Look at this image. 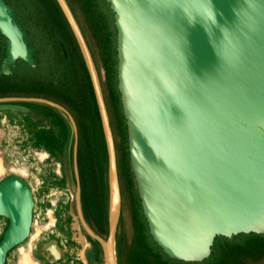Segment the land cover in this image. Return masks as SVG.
<instances>
[{"label": "water", "instance_id": "obj_1", "mask_svg": "<svg viewBox=\"0 0 264 264\" xmlns=\"http://www.w3.org/2000/svg\"><path fill=\"white\" fill-rule=\"evenodd\" d=\"M55 1L84 61L106 149L107 237L84 227L99 243L104 264H118L121 194L110 118L81 28L67 1ZM105 2L116 29L129 171L153 241L170 259L199 263L210 256L216 237L264 235V0ZM0 35V75H10L16 62L34 67L33 43L4 0ZM19 100L60 111L76 153V123L63 107L42 98H0V112L38 120L30 109L7 103ZM74 161L78 179L75 155ZM35 203L23 179L0 182V218L7 221L0 264L29 236ZM81 251L79 260L87 264ZM39 254L49 262L62 255L55 242Z\"/></svg>", "mask_w": 264, "mask_h": 264}, {"label": "rangeland", "instance_id": "obj_2", "mask_svg": "<svg viewBox=\"0 0 264 264\" xmlns=\"http://www.w3.org/2000/svg\"><path fill=\"white\" fill-rule=\"evenodd\" d=\"M4 1L16 12L18 21L28 31V36L37 52L38 66L36 69L22 67L16 77H0V81L8 83L11 89V91H0V97L42 98L52 101L72 116L77 127V148L74 154V141L70 143L71 127L68 120L60 111L44 104V110L55 116L51 127L60 131L59 151L55 154L56 157L51 156L49 161L53 163V170L60 176L67 174L70 182L62 180L50 187V193H53L50 200L53 203H46L47 218L41 221L38 213L39 195L35 191L37 174L29 169L30 165H37L41 152L34 150L24 156L22 152L10 150L7 143L19 135L20 131L16 127V132H11L7 116L3 112L16 113L0 112V182L7 177L15 176L14 174L24 176L34 186L30 184L36 202L30 234L24 242L8 253L5 264H53L63 258L65 250L61 249L55 240L43 244H39L37 240L40 231L55 219V215L51 212L53 206H57L60 193L66 191L74 193L76 180L78 182L74 155L76 165L80 155L84 169L92 175V182H94L93 175H96V179L99 177L96 182L99 183V196L96 200L97 206L101 209L102 225L97 227L96 234L92 232L103 239L107 237L106 149L84 61L55 0ZM70 4L98 71L114 137L122 193V209L116 232L119 264H264V235L251 233L239 234L229 239L216 237L210 256L199 263L170 259L153 241L128 166L125 120L117 90L116 29L113 14L105 0H70ZM1 44L0 39V49H2ZM36 86L38 88H35ZM73 174L76 178L72 177ZM78 217L81 219L79 206ZM6 226V219L0 218V238ZM75 239L73 237L72 241L77 245L75 249L78 254L82 247L79 249L81 245ZM85 239L89 242L86 236ZM50 242H55L62 253L60 258L53 262H49L39 254V248ZM98 246V257L94 264H104L102 250L100 245ZM52 258V255L49 256V259Z\"/></svg>", "mask_w": 264, "mask_h": 264}, {"label": "flooded vegetation", "instance_id": "obj_3", "mask_svg": "<svg viewBox=\"0 0 264 264\" xmlns=\"http://www.w3.org/2000/svg\"><path fill=\"white\" fill-rule=\"evenodd\" d=\"M66 1L72 13L74 14V11L70 4V0H66ZM27 38L30 40L29 36H27ZM0 39L2 40V44H1L2 49H0V62H1V59L3 57L2 54L5 46V40L1 36ZM33 48H34V44H33ZM36 56H37V52H36ZM36 56L34 57V64H35L34 67H29L27 64L23 62L21 63L16 62L15 66L12 67V73L10 75H0V77L2 76L16 77V75L18 74V70L22 67H29L31 69H36L38 66V62L36 61ZM35 88H38V86H36ZM9 90L11 91L8 83L6 84L0 81V91H9ZM6 97L7 96H3V98ZM7 103L24 106L30 109L35 115L39 116L38 120L33 121L29 117L28 118L23 117L22 114L20 113L11 114L9 112H3L4 115L7 116L8 124L11 127V132L13 133L16 132L15 130L16 127H18L20 131L19 135H16L14 139H11V142L7 143L8 146L10 147V150L12 151L16 150L22 152L24 156H27L26 154L32 153L34 150L35 152H41V158L40 160H38L37 165L35 166L30 165L29 169L34 170L37 174L35 191L39 195V201H38V206H39L38 213L40 217L39 220L43 221L46 220L47 218V215L45 214V210L47 206L46 203L47 202L53 203L50 200V197H52L53 195L52 192L50 193L51 190L50 187L62 180L66 181L67 183L70 182L67 174L60 176L58 172L53 170L54 167L53 163L49 161L51 156L53 158L56 157L55 154H57V152L59 151L58 136L60 131L55 128L53 129L51 127V124L55 120V116L53 114L47 113L44 110L45 107L44 104L28 101V100L11 101ZM77 167H78V182L76 180V187L74 193L72 194L70 191H66L65 193L64 192L60 193L59 195L60 198H57L58 199L57 206L54 205L55 206L54 208L52 204L53 211L51 213L55 215V219L45 229L40 231L37 240L39 244L49 242L50 240H55L57 245L61 249L65 250L63 254V258L58 259L53 264H82L81 262H79V253L77 254L75 249L77 245L75 244V242L72 241L73 237L79 238L78 235L79 232L76 230L75 225H78V228L82 236L83 237L86 236L91 244V246L85 251L87 264H94L95 259L98 257L99 244L95 239H93L90 236V234L87 232L83 224L85 223L86 226L95 234L97 233L98 228L102 225L101 209L97 206V200H96L99 196V183H96L98 182L99 177L98 179H96V175H93L94 182H92V175H90L89 172H87V170L84 169L80 155L78 157ZM14 175L18 176L19 178L23 179L24 181L32 185L31 181L29 179H26L24 176L19 174L18 175L14 174ZM72 177L76 178L74 174ZM118 180H119V173H118ZM94 183H96V185H94ZM119 187H120L121 207H122V193H121L120 181H119ZM77 190H78V197H77ZM61 197L63 199H61ZM78 206L81 213V220L78 217ZM120 215H121V211H120ZM33 245H35V243H33ZM79 249H81V246H79ZM41 264H47V263H41Z\"/></svg>", "mask_w": 264, "mask_h": 264}, {"label": "bare ground", "instance_id": "obj_4", "mask_svg": "<svg viewBox=\"0 0 264 264\" xmlns=\"http://www.w3.org/2000/svg\"><path fill=\"white\" fill-rule=\"evenodd\" d=\"M0 171H1V165H0ZM77 205V204H76ZM81 220V219H80ZM77 224V223H76ZM75 228H76V230L79 232L78 233V235H79V238H76L80 243H82V245H83V248L81 249L82 251H81V253H80V255L82 256V257H84V255H85V251L88 249V244H87V240L85 239V237H83L82 236V234H81V232H80V230H79V228H78V225H75ZM85 230V229H84ZM77 236V235H76Z\"/></svg>", "mask_w": 264, "mask_h": 264}, {"label": "crops", "instance_id": "obj_5", "mask_svg": "<svg viewBox=\"0 0 264 264\" xmlns=\"http://www.w3.org/2000/svg\"><path fill=\"white\" fill-rule=\"evenodd\" d=\"M56 2V1H55ZM59 8V7H58ZM16 13V12H15ZM18 20V19H17ZM77 20V19H76ZM78 22V21H77ZM79 24V23H78ZM1 36V35H0ZM2 37V36H1ZM3 38V37H2ZM4 39V38H3ZM5 40V39H4ZM3 52H4V49H3ZM2 56H3V54H2ZM3 58V57H2ZM2 60V59H1ZM1 63V62H0ZM179 262H181V261H179ZM117 263H118V259H117Z\"/></svg>", "mask_w": 264, "mask_h": 264}, {"label": "trees", "instance_id": "obj_6", "mask_svg": "<svg viewBox=\"0 0 264 264\" xmlns=\"http://www.w3.org/2000/svg\"><path fill=\"white\" fill-rule=\"evenodd\" d=\"M89 81H90V79H89ZM118 264H119V262H118Z\"/></svg>", "mask_w": 264, "mask_h": 264}]
</instances>
